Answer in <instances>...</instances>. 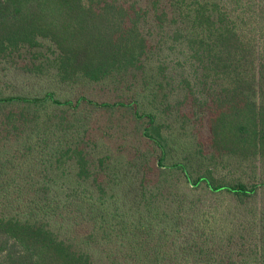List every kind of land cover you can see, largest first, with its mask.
Segmentation results:
<instances>
[{
	"label": "trees",
	"instance_id": "1",
	"mask_svg": "<svg viewBox=\"0 0 264 264\" xmlns=\"http://www.w3.org/2000/svg\"><path fill=\"white\" fill-rule=\"evenodd\" d=\"M156 47L178 52L192 79L170 89L166 70L156 77ZM21 60L70 93L0 88V264H264V181L210 167L264 163V0H0V65ZM131 78L127 101L75 90ZM105 114H128L149 148L113 169L112 156L92 161ZM171 122L198 126L189 158L175 157ZM71 166L64 193L54 180ZM125 167L139 207L118 189Z\"/></svg>",
	"mask_w": 264,
	"mask_h": 264
},
{
	"label": "rangeland",
	"instance_id": "2",
	"mask_svg": "<svg viewBox=\"0 0 264 264\" xmlns=\"http://www.w3.org/2000/svg\"><path fill=\"white\" fill-rule=\"evenodd\" d=\"M48 45L51 44L48 43ZM155 54L156 56L153 58L151 67L152 72L157 77L159 73L162 74V71L166 70V74H162V76L165 79L164 81L171 84L170 89L175 88L177 85H179L180 79L182 77L188 74L191 75L190 67L186 65L184 58L179 56L178 52L174 53L173 51H171L170 47L166 48V50L164 49L163 51L161 50V47H156ZM27 64L29 63H24L21 60L18 67L10 66L6 63L0 65V88H2L8 94L14 95H42L43 93L48 91H54L60 96L66 94L69 95V87L61 84L56 79L54 74L43 77L31 75L21 69V67L27 66ZM190 79H192V75ZM129 82L131 83V87H125V90H123L122 87L120 88L111 84H95L86 87H77L75 90L76 93L83 92L89 98L97 102L117 103L120 101V99H124L127 101V99L131 98L134 91L139 90V87H135V89H133V87L138 84L137 80L131 78ZM129 82H127L128 85L130 84ZM123 115L124 116L121 117L120 114H117V116H115L114 118H110L107 114L98 115L96 137L99 139V142L97 146L88 150L89 157L92 161L96 162L101 158L112 156L111 158H113V160L110 161V163H114V165L112 166L113 169L116 167V164H119L117 162H122V158H117L116 156L124 157L125 154L129 155L133 154L139 149H141V151H144L149 148L148 145L140 141L138 134L135 131V124L132 123L130 119L131 117L128 114ZM107 123H111V125L115 123V125L118 126H116L115 131H111L108 128L110 125H108ZM171 123V131H173L175 140L177 141V143L184 147L182 151L185 153V155L179 153L175 155V157L179 160H183L185 157L189 158L192 153V146L196 142L195 133L198 132V126H196L197 130L194 131V129L192 130L193 127L190 123H188L187 127H185L184 129L179 123L178 125L175 122ZM117 128H120V130ZM104 129L108 130L109 132H106ZM223 162L226 161L213 162L211 163L210 167L214 169L217 174L227 175L229 177L241 176L245 179H248L249 175L255 173L258 181H264L263 162L258 161L254 163L252 167H247L244 170H238L237 167L233 166L231 163H225V167L223 165ZM125 169L127 170L128 177L125 181H123L125 175L122 176V179L121 175H115L120 179L117 180L118 185H120L118 189L119 191H123V193L125 191L124 194L127 195V198L129 199L131 204L139 207L141 203V191L138 183V176L136 174V171L132 170L130 167H125ZM75 171V167L71 166L67 169L66 173L60 175L57 179L54 180L56 181L55 183H58L57 187L60 188V190H64V193H66L67 189L76 185ZM256 209L257 213L260 214V216L258 215V218L260 219L262 217L263 219L264 189L256 198ZM177 219L181 221V218ZM240 220L242 219L236 217V222ZM263 221L264 220H262L261 223ZM260 230H262L261 227ZM262 235L264 236V233ZM263 236L262 239L264 238Z\"/></svg>",
	"mask_w": 264,
	"mask_h": 264
}]
</instances>
